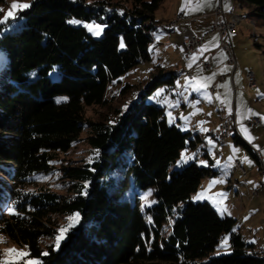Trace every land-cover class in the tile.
<instances>
[{
	"label": "trees",
	"instance_id": "1",
	"mask_svg": "<svg viewBox=\"0 0 264 264\" xmlns=\"http://www.w3.org/2000/svg\"><path fill=\"white\" fill-rule=\"evenodd\" d=\"M162 1L29 0L0 24V235L39 264H264V249L245 242L234 219L189 200L210 168L192 161L169 170L195 147L191 132L166 121L157 93L181 71L153 66L136 90L125 84L106 96L150 59ZM236 1L264 20V0ZM86 22L103 25L102 35ZM90 107L100 109L95 119ZM81 140L85 155L59 158ZM127 185L133 201L115 195ZM149 188L142 207L138 195ZM225 233L230 253L211 256Z\"/></svg>",
	"mask_w": 264,
	"mask_h": 264
},
{
	"label": "rangeland",
	"instance_id": "2",
	"mask_svg": "<svg viewBox=\"0 0 264 264\" xmlns=\"http://www.w3.org/2000/svg\"><path fill=\"white\" fill-rule=\"evenodd\" d=\"M173 1L175 5L179 2V0ZM221 1L224 14L226 16L231 14V19L236 16L244 17L247 14V17L243 20L238 21L234 18L232 22L235 24V30L230 38L232 39L231 45L234 48L236 60L233 81L229 77L224 82L218 81L217 84L212 82V69L203 70L200 65L188 67L191 59L189 61L182 59L183 49H181L182 44L180 47L179 39L174 37L168 44H164L155 38V42L153 41L149 44L150 59L141 62L120 77L118 82L111 84L107 88L106 96L107 98L116 97V93L125 84H129L131 90H136V88L145 83L153 66L158 65L165 72L181 71L174 79L173 88L166 90L161 87L157 90V93L163 95L165 106L163 114L166 121L175 124L182 131L191 132V139L194 140L195 147H186L181 150L179 158L169 165V170L181 169L192 161H195L201 167L210 168L213 173L204 176L197 189L191 193L189 200L194 203L207 202L214 208L219 217L227 216L234 219L233 230L237 231L245 242L254 243L257 247L264 249V129H262V126H264V20L252 14L249 8H237L236 0ZM168 2L170 0L162 1L161 6L155 13L157 18L161 17L164 11L166 13ZM202 2L204 3L202 8H205L212 5L213 2L217 6L219 0H211V3L207 0ZM13 3L28 4L29 0H4V3L0 6V19L5 17ZM209 15L203 13L199 17L205 18ZM172 17L158 21L167 22ZM88 24L93 25L91 31L85 27ZM95 25L101 24L94 22L84 23L88 33L94 38H99L102 35V31L100 35H94V31L97 30ZM101 26L103 29V25ZM179 52L182 58L179 56ZM219 55H217V59L220 57ZM4 62L5 57L3 50L0 48V64ZM227 68L228 73H231L232 67L227 66ZM184 72L190 73L189 79L194 76H212V79L208 81L198 80L189 84L188 80L185 79L187 74H184ZM248 73H251L255 78L256 88L251 89L248 87L245 81ZM222 74L226 77V73ZM203 83H207L208 87L206 89H202L200 92L193 90V86L200 87ZM210 88H212V91ZM217 96H219V99ZM207 97H211V99L209 100ZM126 99H128V96ZM222 101H227L228 103H222ZM229 107L231 108V113H229ZM247 109H251L253 113L257 114L252 115L249 113V118L247 119L252 116L260 117L261 125L258 128L245 124L247 119L243 118V114L246 113ZM99 111L100 109L97 107L87 108L86 116L95 119ZM231 116H234L235 124L230 120ZM242 124L247 129L246 132L242 131ZM220 127L224 131L223 143H220L209 134ZM195 132L200 134L198 141L194 137ZM234 132L253 151H255V147L252 143L258 144L256 146L261 152L259 164L246 147L234 141ZM81 137L83 138L84 134ZM85 152L86 147L81 140L67 154L60 155L59 158L77 159L85 155ZM182 154L185 157L192 156L193 158L188 160L187 163H178L181 161ZM230 157L231 159H229ZM201 160L206 161L207 166L200 164L199 161ZM216 160L220 161L219 166L216 165ZM235 161L244 169L245 175L233 169ZM117 173L118 171L115 172V174ZM214 181L216 183H213ZM129 189L130 187L127 185L119 189L115 195L121 199L128 198L133 201L134 196ZM220 193L224 195L221 196L219 195ZM198 195L200 199L194 200L193 198ZM138 197L140 205L143 207L147 206L153 199V190L150 188L143 190ZM225 208L227 209L226 212L224 211ZM225 238H227L226 243ZM7 249H17L26 253L24 247L15 246L0 235V262L16 260L17 264H26L27 261H33L26 256L18 258L15 254H9L6 251ZM229 253V233H225L211 253V256L220 257Z\"/></svg>",
	"mask_w": 264,
	"mask_h": 264
},
{
	"label": "crops",
	"instance_id": "3",
	"mask_svg": "<svg viewBox=\"0 0 264 264\" xmlns=\"http://www.w3.org/2000/svg\"><path fill=\"white\" fill-rule=\"evenodd\" d=\"M202 1H204V0H202ZM207 1L211 3V0H207ZM203 4L204 3L202 2V5ZM182 6L185 7V11H181ZM192 7H195V4H185L184 0H179V2L176 5H175L173 0H170V2H168V10L166 11V13L164 11V14L161 15V17L157 18L155 16V19L156 20H166V19L172 17L174 14L180 12V13H183V15L187 17V20L182 22V23L177 24L175 27H173L172 30L170 29L171 30V31H169L170 33L157 31L155 33V36L153 35V41L155 38H157L159 42H163L164 44H168L175 37V38L179 39V42L181 43L182 34H192L195 36H201V35L206 34L208 27L210 26V24L214 20V16L212 15V13L215 11V7H217L216 4L213 2L212 5H210L209 7H205L206 9L202 8L205 10H201V11L200 10L199 11H189V9H191ZM222 9H223V7H222ZM185 12H187V14H185ZM203 13H207L208 15L209 14L210 15L205 17V18L199 17V15H201ZM230 15L226 16L223 12V14L220 17H218L217 19L224 18V19H229V22H233L234 18H236L238 21H241L245 18L243 16H236V17H233L231 19ZM194 18H196V22L192 21V19H194ZM232 33L229 35V38H228L231 43H232V41H231L232 39L230 37H231ZM205 46H207L206 50H205ZM180 47H181V44H180ZM232 49L234 50V48H232ZM200 53H202V55ZM200 53L197 55L198 59L193 65H200V63H201L200 61H208L210 64L209 69H212L211 73L212 74L215 73V75L213 76L212 82H215L216 84L218 81L224 82L225 79L229 78V77H230V80L233 81V74H234L235 69H236V64H235V67L233 68L232 65L228 64L227 61L225 60L226 55L219 48V38H218L217 34L205 35L203 42H202V45H201ZM218 54H220L219 55L220 57L217 59L216 57ZM179 56L182 58L180 52H179ZM234 56H235V52H234ZM223 58H225V59H223ZM227 66L232 67L231 73H228V70L227 71H221L222 69L227 68ZM222 73H226V77ZM220 76H223L222 81L218 78ZM255 88H256V86H255ZM252 117H258V116H252ZM250 127H252V126H250ZM253 128H258V126H253ZM252 145L255 147L254 150H259L256 146V145H258L257 143L256 144L252 143Z\"/></svg>",
	"mask_w": 264,
	"mask_h": 264
},
{
	"label": "built area",
	"instance_id": "4",
	"mask_svg": "<svg viewBox=\"0 0 264 264\" xmlns=\"http://www.w3.org/2000/svg\"><path fill=\"white\" fill-rule=\"evenodd\" d=\"M222 14H223L222 3H221V0H219L218 5L215 8V11L213 13L214 20L208 27L206 34L201 35V36H195L192 34H182V43L180 44L183 45V60L184 61H189L194 53H196L197 55L200 53L201 45H202L205 35L217 34L219 38V48L225 53L227 63L232 65L233 68L235 67L236 61L234 57V52L232 51L231 42L228 39L229 35L232 33L233 30H232L231 24L229 23V19H224V18L217 19ZM186 20H187V17H185L182 13L178 12L177 21H175V23L173 24L177 25ZM192 21L196 22V18L192 19ZM200 67L204 70H208L210 68V64L208 61H201ZM184 74H187V76L190 77L189 72H184ZM219 79L222 81L223 76H220ZM245 81L251 85V89L255 88L256 82L252 74H251V78ZM210 90L212 91V88H210ZM230 120L232 121L233 124H235L234 116H231ZM245 124L248 126H260L261 120L259 117H252L250 119L245 120ZM262 129H264V126H262ZM256 151L260 153L259 150H256ZM260 157H261V153H260ZM233 164H235L236 166L235 162ZM239 172L241 174H245L242 171H239Z\"/></svg>",
	"mask_w": 264,
	"mask_h": 264
},
{
	"label": "snow or ice",
	"instance_id": "5",
	"mask_svg": "<svg viewBox=\"0 0 264 264\" xmlns=\"http://www.w3.org/2000/svg\"><path fill=\"white\" fill-rule=\"evenodd\" d=\"M185 4H195V7H192L191 9H189V11H199L202 9V0H184ZM30 7V5L28 4H18V3H13L11 6H10V10L6 13L5 17L3 19H0V24H4L6 23V21L11 18V19H15L16 18V11L17 10H23L25 8H28ZM181 11H185V7L182 6L181 7ZM185 14H187V12H185ZM70 23H79V21H70ZM85 27L89 28V30L91 31L93 29V25L91 24H88V25H85ZM95 28L97 29L96 31H94V35H100L101 34V31H102V26L101 25H95ZM121 47H124V44L123 42H121ZM207 49V46H205V50ZM202 55V53H200ZM198 57H197V54L194 53L193 56L191 57V60L188 64V67L191 68L193 66V64L197 61ZM228 69L225 68V69H222L221 71H227ZM55 71V69H54ZM215 75V73H213V76ZM186 80H188L189 84H192L193 82L195 81H198V80H204V81H208V80H211L212 79V76H209V77H191L190 79L189 78H185ZM208 87L207 83H203L200 85V87H195L193 86V90L194 91H197V92H200L202 89H206ZM209 100L211 99V97H207ZM217 98L219 99V96H217ZM63 99V98H62ZM57 102H60V100H58ZM198 102V101H197ZM222 103H228L227 101H222ZM127 107V106H125ZM229 113H231V108L229 107ZM252 114V115H257L256 113H253L251 109H247L246 113L243 114V118L247 119L249 118V115L248 114ZM171 115V114H169ZM171 122V121H170ZM241 128H242V131H247V129L243 126V124L241 125ZM251 142V140H250ZM193 157L192 156H188V157H185L183 154H182V158H181V161L178 162V163H187L188 160L192 159ZM231 159V157L229 158ZM247 159V158H245ZM200 164L204 165V166H207V162L206 161H199ZM216 165L219 166L220 165V161L219 160H216ZM219 182H222V181H219ZM213 183H216V181H214ZM150 195V193H149ZM219 195L223 196L224 194L223 193H220ZM194 200L196 199H200V196L198 195L197 197H194L193 198ZM143 207V206H142ZM9 211V214H16L15 213V210L14 208H9L8 209ZM224 211L226 212L227 209L225 208ZM70 220L73 219L72 217L69 218ZM74 227L73 224H69L67 228H61L59 230L60 234L57 236V244H56V247L59 248V242L62 241L63 239L66 238V233L72 228ZM227 241V238H225V243ZM9 254H15L18 258H23L24 256L27 255V253H24V252H20L19 250L17 249H7L6 250ZM45 255H47V253H45ZM0 264H17V261L16 260H11V261H3V262H0ZM26 264H39L38 261H27Z\"/></svg>",
	"mask_w": 264,
	"mask_h": 264
},
{
	"label": "bare ground",
	"instance_id": "6",
	"mask_svg": "<svg viewBox=\"0 0 264 264\" xmlns=\"http://www.w3.org/2000/svg\"><path fill=\"white\" fill-rule=\"evenodd\" d=\"M238 6V5H237ZM236 6V7H237ZM238 8V7H237ZM177 14H174V16L171 18V20L167 21V22H161L157 24V31H162V32H169L171 28L175 27L176 25H174L173 23H175V21H177ZM245 17V16H244ZM231 24L232 30H235V24L232 22H229ZM232 31V32H233ZM182 49H183V45H182ZM233 51V49H232ZM189 78V76H187ZM251 78V73H248L246 75V80ZM247 85L249 88H251V85L247 82ZM211 136L218 140L220 143L224 142V131L223 128L220 127L217 130H213L210 132ZM254 155L256 156L257 160H260V153H258L256 150L254 151ZM235 164H233V169L238 170V171H242L243 173H245L244 169H242V167L239 165V163L237 161H235ZM245 175V174H242Z\"/></svg>",
	"mask_w": 264,
	"mask_h": 264
}]
</instances>
